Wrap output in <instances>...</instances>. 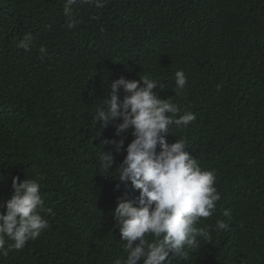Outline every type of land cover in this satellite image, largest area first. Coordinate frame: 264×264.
<instances>
[{
	"label": "trees",
	"instance_id": "1",
	"mask_svg": "<svg viewBox=\"0 0 264 264\" xmlns=\"http://www.w3.org/2000/svg\"><path fill=\"white\" fill-rule=\"evenodd\" d=\"M63 6L0 0V176L36 179L55 212L46 215L53 240L0 256V264H114L126 257L111 215L117 198L134 199L138 190H116L115 167L126 152L101 141L123 139L126 148L133 137L114 135L118 120L102 128L94 119L121 76L161 81L159 98L195 114L185 129L170 126L166 140L185 138V151L216 172L221 199L196 225H209L212 239L170 264H264V0H106L103 7L78 0L72 29ZM25 33L33 37L28 50L17 47ZM177 70L188 78L178 96ZM102 147L114 156L110 172L99 160ZM60 170L81 184L62 191ZM217 219L229 228L218 232Z\"/></svg>",
	"mask_w": 264,
	"mask_h": 264
},
{
	"label": "clouds",
	"instance_id": "2",
	"mask_svg": "<svg viewBox=\"0 0 264 264\" xmlns=\"http://www.w3.org/2000/svg\"><path fill=\"white\" fill-rule=\"evenodd\" d=\"M78 0H64L63 14L66 27L72 29L79 22L75 19L73 5ZM81 4L103 7L106 0H79ZM31 33H25L17 47L28 50L32 44ZM41 53L46 51L41 47ZM188 82L183 70L175 72V95H180ZM164 89L163 83L149 76L130 80L121 76L110 85L107 98L95 113V122L107 127L113 121L114 135L130 132L133 139L124 147V140L104 139L102 146H113L117 154L126 152L122 162L116 164L120 184L138 190L134 199L117 198L112 211L119 226L121 240L126 241V257H117L114 264H170L175 256L187 261L191 252L200 248V241L210 242V226L197 227L200 218H209L216 211L221 199L216 183L215 170L201 167L200 161L185 151L187 141L181 137L168 143L172 125L187 128L196 116L178 107L170 99L159 98L154 89ZM220 85H217L219 90ZM125 95L120 98L118 93ZM182 113V114H181ZM159 149V150H157ZM105 172L114 163L111 152L103 150L99 157ZM4 163H2L3 165ZM88 174L91 172L88 164ZM58 181L62 191L68 186H79L82 180L70 171L60 170ZM36 179L13 176L11 181L0 176V256L12 251L22 252L41 242L53 240L49 236L51 221L46 215L55 216L44 205V192ZM7 196V199H1ZM223 216L231 219V211ZM229 228L227 220L217 219L215 229L223 232ZM151 237L147 239L146 237ZM134 242H136L134 244ZM171 253V255H170Z\"/></svg>",
	"mask_w": 264,
	"mask_h": 264
}]
</instances>
